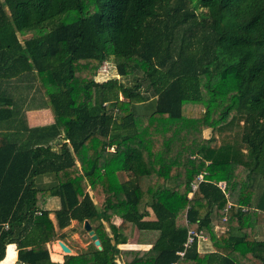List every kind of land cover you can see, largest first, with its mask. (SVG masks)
<instances>
[{
  "label": "trees",
  "instance_id": "16d2710c",
  "mask_svg": "<svg viewBox=\"0 0 264 264\" xmlns=\"http://www.w3.org/2000/svg\"><path fill=\"white\" fill-rule=\"evenodd\" d=\"M52 197L102 250L52 261ZM137 228L151 248H119ZM262 234L264 0H0V262L264 264Z\"/></svg>",
  "mask_w": 264,
  "mask_h": 264
},
{
  "label": "crops",
  "instance_id": "0c3cea01",
  "mask_svg": "<svg viewBox=\"0 0 264 264\" xmlns=\"http://www.w3.org/2000/svg\"><path fill=\"white\" fill-rule=\"evenodd\" d=\"M53 121H54V118H53ZM35 184H36V187L38 188L50 187L53 184H55V176L52 174H44V175L37 176L35 178ZM60 206H61V201L58 197H52L48 199L45 205V208L51 211L50 217L52 221L54 222L56 229L58 231V235H59L55 241L50 243L51 259L53 262H58V263H62L64 261V257L68 254L77 256L79 254L86 252L89 249V246L91 245V243H93L88 232H86L84 229V223L81 225L78 220H72L71 224L63 230H60L58 228L57 220L55 217V211H57L60 208ZM122 222H123L122 218L118 216H115L112 219V223L117 227L120 226ZM90 224L92 225V228L94 229L95 224H92L91 222ZM105 226H106L107 231L110 232L109 225L105 224ZM157 235H158V232L148 231V230H139L137 228L134 231L133 236L129 239L128 243L125 245H120L119 248L149 250L152 246V242L157 237ZM60 241L66 244L71 249V253H65L62 250ZM10 247L13 253H12V257L10 258L9 262H7V264H20L18 262V247H17V244L15 243L8 245L7 250H6V256L0 262V264H2L7 259L8 251H9L8 249ZM198 249L201 252H212L213 246H212L211 240L207 238L200 240L198 243ZM117 261H118V264H124L122 257H119Z\"/></svg>",
  "mask_w": 264,
  "mask_h": 264
},
{
  "label": "rangeland",
  "instance_id": "374dc122",
  "mask_svg": "<svg viewBox=\"0 0 264 264\" xmlns=\"http://www.w3.org/2000/svg\"><path fill=\"white\" fill-rule=\"evenodd\" d=\"M40 88H42V86H39ZM38 84L35 83L34 86V90H32V94H36V96L38 97L39 101H36V104L41 103L40 101V96L44 95L42 92H38ZM138 110L137 113H149V108L150 106L154 109L156 106V101L155 99L150 100V102L148 104H138ZM41 107H36V106H26L25 108V119H26V123L28 124V126L33 127H37V126H43V125H49L50 123L53 122V115L51 110L46 109V108H41ZM154 111V110H153ZM151 112V111H150ZM120 177L125 180L126 177L124 174H121ZM218 230H223L222 228H217ZM221 232V231H220ZM260 238L264 239V234H262L260 236Z\"/></svg>",
  "mask_w": 264,
  "mask_h": 264
},
{
  "label": "water",
  "instance_id": "95a60500",
  "mask_svg": "<svg viewBox=\"0 0 264 264\" xmlns=\"http://www.w3.org/2000/svg\"><path fill=\"white\" fill-rule=\"evenodd\" d=\"M84 229L86 232H88V234H89L92 242L94 243V245L99 250H102L103 247H102L101 241H100L98 235L96 234L95 230L92 228V225L90 224V222L88 220H86L84 222ZM60 245H61L62 250L65 253H71V249L66 244H64L63 242L60 241Z\"/></svg>",
  "mask_w": 264,
  "mask_h": 264
},
{
  "label": "built area",
  "instance_id": "2783aa9c",
  "mask_svg": "<svg viewBox=\"0 0 264 264\" xmlns=\"http://www.w3.org/2000/svg\"><path fill=\"white\" fill-rule=\"evenodd\" d=\"M105 77H103V78H108L109 77V75L108 74H105L104 75ZM102 78V79H103ZM199 179H200V181H203L204 180V177H203V175H200V177H199ZM197 188V186L196 185H194L193 186V190H195ZM205 239V237H204V235H203V232L201 231V232H198V231H194V230H189V234H188V242H187V244H186V247L188 248L194 241H195V239ZM181 256H184V254H185V252H180L179 253ZM21 264H25V263H21Z\"/></svg>",
  "mask_w": 264,
  "mask_h": 264
},
{
  "label": "bare ground",
  "instance_id": "6f19581e",
  "mask_svg": "<svg viewBox=\"0 0 264 264\" xmlns=\"http://www.w3.org/2000/svg\"><path fill=\"white\" fill-rule=\"evenodd\" d=\"M58 246V245H57ZM59 247V246H58Z\"/></svg>",
  "mask_w": 264,
  "mask_h": 264
}]
</instances>
